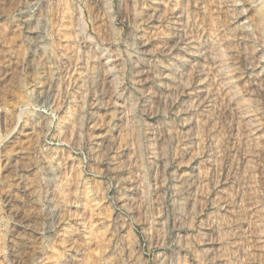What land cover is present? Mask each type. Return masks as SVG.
I'll list each match as a JSON object with an SVG mask.
<instances>
[{"label": "rangeland", "instance_id": "obj_1", "mask_svg": "<svg viewBox=\"0 0 264 264\" xmlns=\"http://www.w3.org/2000/svg\"><path fill=\"white\" fill-rule=\"evenodd\" d=\"M0 264H264V0H0Z\"/></svg>", "mask_w": 264, "mask_h": 264}]
</instances>
